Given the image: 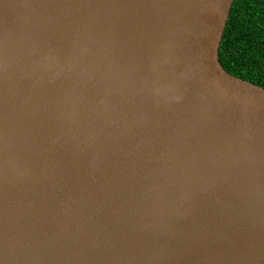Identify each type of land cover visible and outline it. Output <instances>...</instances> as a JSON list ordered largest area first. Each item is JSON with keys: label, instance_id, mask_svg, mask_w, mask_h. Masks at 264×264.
I'll list each match as a JSON object with an SVG mask.
<instances>
[{"label": "water", "instance_id": "obj_1", "mask_svg": "<svg viewBox=\"0 0 264 264\" xmlns=\"http://www.w3.org/2000/svg\"><path fill=\"white\" fill-rule=\"evenodd\" d=\"M232 1L0 0V264H264Z\"/></svg>", "mask_w": 264, "mask_h": 264}, {"label": "trees", "instance_id": "obj_2", "mask_svg": "<svg viewBox=\"0 0 264 264\" xmlns=\"http://www.w3.org/2000/svg\"><path fill=\"white\" fill-rule=\"evenodd\" d=\"M230 73L264 86V0H233L218 47Z\"/></svg>", "mask_w": 264, "mask_h": 264}, {"label": "bare ground", "instance_id": "obj_3", "mask_svg": "<svg viewBox=\"0 0 264 264\" xmlns=\"http://www.w3.org/2000/svg\"><path fill=\"white\" fill-rule=\"evenodd\" d=\"M43 11V10H42ZM45 12V11H44ZM33 22V21H32ZM33 24H34V22H33Z\"/></svg>", "mask_w": 264, "mask_h": 264}]
</instances>
